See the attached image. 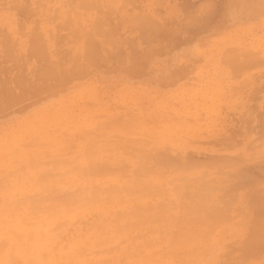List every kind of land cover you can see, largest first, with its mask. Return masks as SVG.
I'll return each instance as SVG.
<instances>
[{
  "label": "rangeland",
  "instance_id": "1",
  "mask_svg": "<svg viewBox=\"0 0 264 264\" xmlns=\"http://www.w3.org/2000/svg\"><path fill=\"white\" fill-rule=\"evenodd\" d=\"M82 1L0 0V116L12 113L0 119V233L21 227L26 212L51 211L49 196L63 188L62 196L78 194L89 165L135 177L145 158L160 185L147 176L148 191L135 195L163 212L142 227L183 230L182 218L201 217L198 256L183 264H264V0L223 11L214 0L186 9L171 0ZM88 45L94 64L83 54ZM136 155V168L117 163ZM205 170L214 178L201 190ZM176 176L196 185L188 198ZM196 189L210 196L199 203Z\"/></svg>",
  "mask_w": 264,
  "mask_h": 264
},
{
  "label": "bare ground",
  "instance_id": "2",
  "mask_svg": "<svg viewBox=\"0 0 264 264\" xmlns=\"http://www.w3.org/2000/svg\"><path fill=\"white\" fill-rule=\"evenodd\" d=\"M98 1H99V3L101 2V0H98ZM83 2H84V0L81 2V4ZM102 3L103 2H101V4ZM104 5H105V3H104ZM97 6L99 8V4ZM110 8H109V10L112 9V8L111 9ZM54 12H55V8H54ZM66 12H67V10H66ZM52 15L55 16L54 14H52ZM67 16H69V14H67ZM99 18H97V20ZM35 19H36V17H35ZM246 20H249V19H246ZM65 21H66L65 26L67 28V24H69V22H68V20H65ZM182 21H184V20H182ZM252 21H254V20H252ZM62 23L64 24L65 22H62ZM189 24H190V21H189ZM99 28L101 29V27H99ZM177 29H178V27H177ZM76 31H75V34H76ZM98 32H100V30L97 31V34H98ZM90 35H91V33H90ZM55 36H56V34H55ZM69 36H70V34H69ZM36 37L37 36H35V40H36ZM85 38H87V37H85ZM90 38L92 39L93 35ZM93 39H95V37ZM90 40H88V41H89L90 46H91L92 40H91V42H90ZM85 41H86V39H85ZM35 43H37V42H35ZM35 43H34V45H35ZM39 46H38V48H39ZM33 47H35V46H33ZM90 48L88 45V49L86 48V51H84L83 54L86 55V57H88V59L86 57H84V59L86 58L87 61L90 60L89 62H92L91 59L92 58L94 59V57L91 56L92 53H90L91 57L87 56V53H86V52H88L87 50H89ZM40 49L42 51L41 47H40ZM40 49H38V50H40ZM36 50H34V51H36ZM92 51L94 52V50H92ZM92 51H90V52H92ZM41 55H42V53H41ZM42 57H44V55H42ZM73 61L74 62H72V63L74 65L73 64L72 65L74 67H76L75 66V64H76L75 60H73ZM92 63L94 64V62H92ZM59 65H62V64L60 63ZM44 66H45V64H44ZM41 69H43V68H40V72H41ZM48 70H50V69H48ZM53 74L54 73H52L51 75H53ZM104 79L106 80V78H104ZM105 86H106V84H105ZM76 93H77L76 91L73 92V94H76ZM84 111L86 112V110H84ZM90 112H91V110H90ZM92 118H93V116H92ZM263 120H264V118H263ZM260 140H262V139L260 138ZM262 142L263 141H261L260 143L262 144ZM110 143H111V141L109 138L108 144H110ZM256 144H258V143L256 142ZM261 144H259V145H261ZM254 147H256V146H254ZM139 151L144 152L145 150H139ZM245 151H243V152H245ZM135 154H136V152H135ZM138 157H140V156L136 155L135 160L133 162L131 159L127 158L126 159V161L128 162L127 164H122V163H120V161H117V163H119L118 164L119 166H126L125 168L135 167L136 166L135 163H139V162L141 163L143 161L141 158H138ZM194 157H195V155H194ZM251 157L252 156H250V158ZM163 158H165V156H163ZM180 158H181V156L177 157V158L174 155H167L166 156V160H169L170 162L180 160ZM250 158L247 157V160ZM136 159H137V161H136ZM181 159L185 160V162L187 160L186 157H183ZM199 159L203 160L204 158L200 157ZM138 160H139V162H138ZM207 160H209V159H207ZM213 160L215 161V159H213ZM220 160H222V159L219 158V161L217 160L218 164H219ZM160 161H162V160L159 159V164H160ZM204 161H205V159H204ZM214 161H212V162H214ZM217 161H215L214 163H217ZM237 161L238 160H236V162ZM244 161H246V159ZM144 162H142V163H143V165L145 164L144 168L146 169L145 170L146 174L143 171L144 168L142 167V163H141V166L138 167L137 170H135V171H138V175L137 176L135 175V177H133L129 174H126V173L123 174V172L122 173H114L111 171V172H102L101 174L96 173V171L98 170L97 167H93L94 164L89 165V167H91V168H88L89 169L88 173H87V171H85L86 168H85V170H83L86 172V174H89V175H86L85 176L86 178L84 179V181L80 182V184L83 183L82 190L80 189L81 190L80 191L79 188L76 187L77 188L76 192L80 191L81 194H79L80 193L79 192L76 195H72L70 192V196H67V194H66V196H67L66 197V196H64L65 195L64 194L63 195L64 197H63L62 194H63V192L66 191L67 187H65L66 189L65 188L62 189L64 191H62V194H60V196H58V197L53 196V195L49 196L47 194L49 197L56 198V200H54V204L52 206L53 209L51 211H48V210L44 211L45 207L42 211L40 208H38L39 207L38 205H40V204H37L35 206L40 211H37L35 209L36 210L35 212L29 213V212H31V211H29V212L24 213V222L22 220L23 225L21 227H6L0 233V264H183L184 262L187 263L191 260H192L191 262H193L195 257L197 258V256H198L199 240H198L197 235H198V227H199V224L201 222V217L196 215L198 218H196L194 221L188 217L182 218V220H181L182 222L188 223L186 226H184L183 230L171 228V227L170 228L166 227L167 229H162V226H163L162 224L159 226V227H161V229L160 228L157 229L154 227L152 228V226L150 224H149L148 230L143 228L144 227L143 226L144 220L148 219V221L153 222V221H155V218L160 219L158 217L162 216L161 212H163L162 211L163 209L161 211H158L159 210L158 208L152 207L154 205V202H152V203L148 202L147 203V200L143 194L142 195H135V191H138L140 189H143V190L147 189V187L144 186V185L148 184L145 181L147 176H149V178L147 179L148 181H153L155 183L153 185H158V186L160 185L159 184V181H160L159 175H151V176L147 175V172H149L147 169L151 168V167H149V166H148V168L145 167V166H147V163H148V161H145V158H144ZM221 162L223 163L224 161H221ZM140 163L137 165H140ZM199 163H201V162H199ZM255 163L257 164V161ZM218 164H216V167L218 166ZM228 165H231V163L226 164V166H228ZM150 166H152V165H150ZM172 166L173 165H171V167ZM189 166H190V164H189ZM221 166H222V164H221ZM231 166L233 167V165H231ZM84 167H82V168L84 169ZM185 168H186V166H185ZM255 168H256V166H255ZM100 169H101V167H100ZM218 169H220L219 171L222 172L221 168L217 167V170ZM240 169H241V167L238 170H240ZM242 169L247 170V169H245V166ZM257 169L260 170V168H257ZM79 170H80V167H79ZM99 171H97V172H99ZM219 171H214V172L218 173ZM260 171H262V170H260ZM81 172H82V170H81ZM205 172H206V174H205ZM205 172H204V176H203V174H201L199 176V178L200 177L203 178V180H202L203 182L200 181L201 183L197 181V180H199L197 175L195 177H191V179H193V182L194 181L198 182V184H199L198 186L193 184V182L188 183L189 182L188 179H190V178H188L186 181V179L183 178V176L182 177L176 176L177 179H178V177H179V179H181V178L185 179V182L188 183V184L185 183V185H184L183 190H185V191H183L184 193L182 192V195H181L182 197L185 198V196H187V198H188L189 192L187 189H189L188 187L191 185H194L192 187L196 186V188L198 187V189L200 188L201 190L207 189L204 187L208 186L214 177L213 178L211 177L210 179L206 180L204 177H206L209 174L207 173L206 170H205ZM243 172H244V174H246V173L249 174V172H246V173H245V171H243ZM201 173H202V171H201ZM44 174L43 175L45 176V179H47L48 177L46 178V176H47L46 173H44ZM130 174H132V173H130ZM250 174H251V172H250ZM252 174L254 175V173H252ZM39 175H42V174H39ZM51 176H52V174H51ZM255 176H256V174H255ZM40 178L43 179L44 177L40 176ZM202 178H200V179H202ZM259 178H261V177H259ZM55 179H52L53 183H54ZM47 180H46V182H47ZM38 181H36V182H38ZM208 181H210V182L208 183ZM170 182L171 181H169L168 183H170ZM59 183H60V180H59ZM41 184H42V182L40 183V185ZM178 184H180V183H178ZM201 184L202 185L206 184V186L204 185V187H203ZM46 185H50V183L49 184L46 183ZM76 185L78 186V184H76ZM138 185H142V187H139V189H136V187ZM44 186L42 185V187H44ZM186 186H187V188H185ZM46 188H47V190L45 188L44 189L48 193H50V191L48 190V189H50L49 186H47ZM51 188H52V185H51ZM55 188H56V186H55ZM179 188H181V187L178 186V188H175V189H179ZM51 191L53 192V189H51ZM57 191L60 192L61 189H58ZM57 191H55V192L58 193ZM146 191H148V190H146ZM196 191L198 192L197 193V196H198V194L200 193L199 192L200 190L198 191L196 189ZM196 191L194 190L195 193L192 191L194 193V197L196 196ZM185 192H187V193H185ZM203 192H205V191H203ZM203 192H202L201 196L204 195ZM207 192H209V191L207 190ZM75 193H73V194H75ZM139 193H141V192H139ZM174 193H176L175 190H174ZM209 194L208 195L205 194V195H207L209 197L210 196ZM54 195H56V194H54ZM205 195L203 196V199L205 198ZM192 196L193 195L190 196L191 200L193 198ZM201 196L199 194V196L196 197V200L198 198H200ZM34 197L32 196L33 200L36 199V197H35V199H34ZM39 198H40V195H39ZM49 199H51V198H49ZM133 200H135L136 203H133ZM36 201H37V199H36ZM182 201L181 202L179 201L180 204H183ZM194 201L195 200H193V202ZM201 201L203 203V200H199L198 202L201 203ZM39 202H41V201H39ZM184 202H185V207H186V201H184ZM190 203L191 202H189V204L187 206H189ZM204 203L206 204L207 202H204ZM192 205L194 206L195 204H192ZM196 205H198V204L196 203ZM202 205H204V204H202ZM202 205L199 204V206H201L203 208L204 206H202ZM195 206L193 207L194 209L192 208L191 210L194 211V210L199 209V206H198V208H197V206L196 207ZM48 207L49 206H47V208ZM188 209H190V208H188ZM197 212L195 211L192 213H194V215H195V213L197 214ZM198 213H200V212H198ZM178 220H180V218ZM178 220L176 221L175 224L178 223ZM181 221H180V225H181V227H183ZM191 221H193V226H190L189 222H191ZM83 224L86 225L85 228H83V226H84ZM139 225H141V226H139ZM158 225H159V223H158ZM165 226H166V224H165ZM178 227H180V226H178ZM192 227H194V228H192ZM70 228H73V232L69 237H67V240L59 241V234L60 233H66L67 231L70 230ZM132 232H134V233H132ZM196 243H197V245H196Z\"/></svg>",
  "mask_w": 264,
  "mask_h": 264
},
{
  "label": "crops",
  "instance_id": "3",
  "mask_svg": "<svg viewBox=\"0 0 264 264\" xmlns=\"http://www.w3.org/2000/svg\"><path fill=\"white\" fill-rule=\"evenodd\" d=\"M216 1L217 3V7L220 9H222V11L224 10V8H229L231 5H235V3L237 4H242V6H248L249 4V0H214ZM170 2L172 3H175V6L177 7H183L184 9H186L187 7H192L193 4L197 5L199 4L200 2H202V0H171ZM238 19V18H237ZM237 19H231V20H228V21H222L220 20L222 23L225 22L226 24L232 22V21H235ZM239 20L243 21V23H245V21L241 18H239ZM21 102V101H20ZM19 112V116L21 115L20 111ZM12 113L11 112H8V113H3L2 116H0V119H2L3 123H8L10 122V118L12 117L11 116Z\"/></svg>",
  "mask_w": 264,
  "mask_h": 264
}]
</instances>
